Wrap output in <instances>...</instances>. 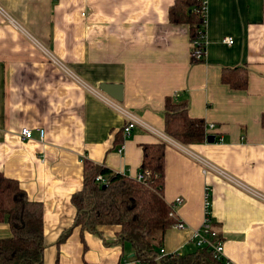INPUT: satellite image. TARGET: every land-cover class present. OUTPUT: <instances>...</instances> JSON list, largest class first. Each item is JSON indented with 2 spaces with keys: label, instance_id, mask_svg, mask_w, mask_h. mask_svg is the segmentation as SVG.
<instances>
[{
  "label": "crops",
  "instance_id": "1",
  "mask_svg": "<svg viewBox=\"0 0 264 264\" xmlns=\"http://www.w3.org/2000/svg\"><path fill=\"white\" fill-rule=\"evenodd\" d=\"M175 1L0 0V172L42 203L43 264H139L117 226L75 225L72 197L83 188V160L136 175L142 145L160 141L156 132L170 137L167 98L186 103L213 141H161L162 196L168 205L182 198L175 214L188 227L167 228L160 248L196 250L191 233L208 188L224 247L218 264H264V201L254 195H264V0H206L200 60L189 23L169 18ZM237 67L247 73L242 89L221 80ZM101 83L121 85V100ZM128 114L142 125L125 136ZM24 127L32 139L20 136ZM204 163L225 175L204 172ZM10 235L0 221V238Z\"/></svg>",
  "mask_w": 264,
  "mask_h": 264
},
{
  "label": "trees",
  "instance_id": "2",
  "mask_svg": "<svg viewBox=\"0 0 264 264\" xmlns=\"http://www.w3.org/2000/svg\"><path fill=\"white\" fill-rule=\"evenodd\" d=\"M169 18L173 22L187 21L192 40L204 22L200 1L176 0L169 9ZM239 69L223 70L222 82L235 89L244 88L247 73ZM165 106V132L170 137L184 144L207 140L205 122L190 117L186 103L167 98ZM164 148L161 141L142 145L140 170L151 174L146 183L83 160V188L72 197L75 225L91 230L98 225L117 226L119 240L132 244L139 264L154 262L165 230L175 221L168 215L169 206L162 196ZM98 175L103 176L104 183L95 180ZM42 210L41 202L30 200L17 181L0 172V221L6 220L11 231L9 237L0 238V264H43ZM161 261L164 264H218L222 259L215 258L207 247H196L186 254L162 256Z\"/></svg>",
  "mask_w": 264,
  "mask_h": 264
},
{
  "label": "built area",
  "instance_id": "3",
  "mask_svg": "<svg viewBox=\"0 0 264 264\" xmlns=\"http://www.w3.org/2000/svg\"><path fill=\"white\" fill-rule=\"evenodd\" d=\"M201 3V10L203 11V15L205 14V9H206V0H199ZM204 24V22H203ZM224 43L227 44H232L233 43V39L231 37H225L223 39ZM190 45H191V56L192 59L194 60H200L204 54H205V39H204V30L199 29L198 33L196 35L195 38H193L192 40H190ZM128 122L124 125L123 127V134L125 136L130 135L132 129L136 126V124L138 125H142V123L138 122L134 117H131L130 114H128ZM146 129H149L148 126H143ZM207 128L212 129L213 128V124H209L207 126ZM150 130V129H149ZM38 133H39V139H43L44 137V130L42 128L38 129ZM20 136L25 139V140H29L33 138V132L31 129L29 128H22L19 132ZM156 134L158 135V137L160 138V141L163 142H171L172 139L170 137H168L167 135H163V134H158L156 132ZM206 136H211L210 132L206 133ZM123 148V146H120L118 151H121ZM204 169L203 171H207V170H213L216 171L222 175H225L224 172H222L221 170L215 168L214 166H211L210 164L204 163L203 165ZM150 172L148 170H139L136 175L133 177L136 181L138 182H142V183H146L147 179L150 177ZM96 181H100L102 183H104V178L102 175H98L95 178ZM239 185H241L239 183ZM206 200L204 202V217L202 220V224L200 226L199 229H192V233H191V242H193V244L196 247H207L213 254V256L217 259H223L224 257V247H223V242L222 239L220 238L218 232L213 228L212 226V218L210 216V201H209V192H208V188L206 189ZM254 195L256 197H258L259 199H261L262 201H264V195H261L259 193H254ZM182 202V198L177 197L175 198L174 202L169 204V213L168 215L173 218L175 221L173 223V226L178 228V229H185L186 224L180 220L177 219L176 214H175V206L176 204H179ZM160 253L166 256H174V255H178L177 253H171V254H166L164 249L160 248Z\"/></svg>",
  "mask_w": 264,
  "mask_h": 264
},
{
  "label": "water",
  "instance_id": "4",
  "mask_svg": "<svg viewBox=\"0 0 264 264\" xmlns=\"http://www.w3.org/2000/svg\"><path fill=\"white\" fill-rule=\"evenodd\" d=\"M99 89L115 99L116 101L121 100V92H122V86L118 84H110V83H101L99 86ZM209 142L213 141V136L207 137ZM105 187V185H103ZM134 255V254H133ZM132 255V256H133Z\"/></svg>",
  "mask_w": 264,
  "mask_h": 264
},
{
  "label": "rangeland",
  "instance_id": "5",
  "mask_svg": "<svg viewBox=\"0 0 264 264\" xmlns=\"http://www.w3.org/2000/svg\"><path fill=\"white\" fill-rule=\"evenodd\" d=\"M154 263V262H153Z\"/></svg>",
  "mask_w": 264,
  "mask_h": 264
}]
</instances>
